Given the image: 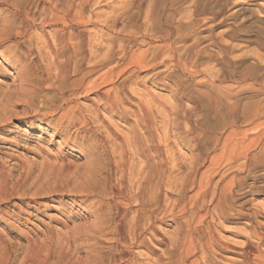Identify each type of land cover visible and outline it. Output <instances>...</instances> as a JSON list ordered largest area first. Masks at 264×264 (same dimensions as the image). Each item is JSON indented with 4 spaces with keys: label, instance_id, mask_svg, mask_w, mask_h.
<instances>
[{
    "label": "bare ground",
    "instance_id": "6f19581e",
    "mask_svg": "<svg viewBox=\"0 0 264 264\" xmlns=\"http://www.w3.org/2000/svg\"><path fill=\"white\" fill-rule=\"evenodd\" d=\"M22 1L12 0L17 12ZM92 1L53 0L54 4L48 10L49 20L44 22L53 25L46 35L45 45L54 47L52 61L47 64L48 69L54 68V72L46 71V77L41 81L53 79L50 86L56 92L50 104L55 106L58 114L54 116V112L48 114L40 110L46 99H41L40 109H32L33 114L50 117L49 123L54 129L51 135L59 134L60 141L68 138L73 127L77 129V136L82 133V141L86 138L85 126L101 120L105 129L101 144L105 151L117 158L114 170L121 172L113 173L116 176L114 184L103 187L104 196L109 199L106 208L98 201L94 209L92 231L111 243L107 247L111 256L106 260L91 247L88 253L92 254L76 264H139L131 251L138 247L152 250L154 243L164 245L162 254L170 259L167 264H226L220 257L229 252L238 256L232 264H264V224L256 219L258 215L264 216V207L246 212L237 208L234 202L237 188L243 186L246 179V176L239 175V171L257 163L258 157L252 155L251 144H260L264 150L263 133L248 135L228 130L223 136L216 137L214 144L215 147L219 144L220 151L209 158L208 168L218 165L219 160L232 163L240 159L241 162L236 166L237 173L222 174L212 183L211 173H202L201 170L204 160L202 126L188 127L184 123V119L190 116L185 101H192L196 109H202L205 103L202 104V89L197 85H202V81L211 83L210 80L214 79L200 76L203 67L198 59L203 50L197 48V44L202 37L201 34L198 36L196 29L202 26V20L203 24L214 21L217 14L202 17V0H169L171 12L164 18L156 8V0L150 7L139 6L136 18L141 20L137 25L131 24L135 15L127 8L116 13L113 10L102 20L104 29L93 31L87 27L94 22L92 16L85 12ZM181 2L186 10L181 8ZM130 4V0H118L114 7L126 8ZM32 6L34 11H43L46 2L35 0ZM26 14L29 17L34 15L33 11H26ZM168 19L175 23L168 24ZM11 21L10 28L6 23L1 25L0 39L24 33L25 30L16 29L14 17ZM67 25L80 28L74 34H67L62 27ZM73 38L77 40L73 41ZM207 39L217 44L222 53H228L222 38L219 40L210 34ZM28 40L34 42V36ZM134 46L136 48L132 50ZM40 48L38 46V50ZM227 64L231 65V61ZM148 83L167 90L174 101L179 99L182 104L176 106L166 100L168 102L163 101L165 103L162 102L158 109L155 102H159V97L147 88ZM134 84L145 88L138 89ZM80 93L93 94L91 107L82 106L77 101L72 104V99ZM227 93L229 96L233 94L232 91ZM34 97L25 89L14 99L31 107ZM235 106V101L228 100L226 105L215 107L218 125L223 121L234 122L232 112ZM23 112L27 113L28 108ZM111 116L126 125V132L117 129L113 122H107ZM10 117H1L0 121H8ZM179 143L192 151L189 158L177 151ZM86 148L83 153L88 166L96 167L99 157L90 158V151L88 153ZM134 158L140 159L135 161ZM181 167L180 173H173ZM125 170L133 173H125ZM91 174L85 173L86 179L89 180ZM127 176L130 177L128 188L125 185ZM87 181L84 184L89 183ZM244 218L247 219L244 225L249 230L243 233L228 231L223 226ZM167 220L173 223L171 233L160 227ZM221 232L240 236L242 241L229 240ZM157 261L166 264L160 258ZM64 264L74 262L70 260Z\"/></svg>",
    "mask_w": 264,
    "mask_h": 264
},
{
    "label": "rangeland",
    "instance_id": "374dc122",
    "mask_svg": "<svg viewBox=\"0 0 264 264\" xmlns=\"http://www.w3.org/2000/svg\"><path fill=\"white\" fill-rule=\"evenodd\" d=\"M23 1L20 11L17 12L12 0H0V28L3 23L10 28L14 17L16 29L26 32L13 35L9 39H0V118L11 116L8 121H0V264H64L70 260L76 264L92 254L88 253L91 247L108 260L111 255L107 247L111 243L106 237L94 234L92 227L98 201L105 209L109 200L104 196L103 187L115 183L116 176L113 173H121L114 170V161L117 158L111 156L110 151H105L101 144V135H105L101 120L85 126L86 138H82V141V133L77 136L76 127L70 130L65 141H60L62 137L59 134L51 135L54 129L49 123L50 117L33 114L32 109H40L41 99H46L41 111L48 114L54 112V116L58 114L55 106L50 104L56 92L50 86L53 79L41 81L46 77V71L54 72L53 67H47L52 61L54 47L45 45L46 35L53 25L44 22L49 20L48 10L54 2L42 0L46 2L43 12L40 9L34 11L32 3L35 0ZM96 1L93 0L85 11L92 16L94 22L87 27L93 31L104 29L102 20L107 15L110 16L113 10L116 13L127 8L135 15L131 24L137 25L141 20L136 18L139 6L150 7L156 0H130L128 7L119 9L114 7L118 0ZM156 4L159 13L164 18L167 17L171 12L169 0H158ZM180 4L181 8L187 9L185 4ZM202 10V17L217 14L214 21L205 25L202 20V26L196 29L198 36L201 34L202 37L200 44H197V48L203 50L198 59L203 67L200 76L214 79L210 80L212 84L202 81V85H197L202 89V104L205 103L202 109H196L192 101H185V108H188L190 116L184 119V123L188 127L197 124L202 126L204 160L202 159L201 170L202 173H211L214 183L222 174L237 173L236 166L241 162L240 159L232 163L219 160L218 165L208 168L209 158L220 151L219 144L216 147L214 144L216 137L223 136L228 130L248 135L263 133L264 137V0H202ZM26 11H33L34 15L29 17ZM124 22L128 24L126 20ZM170 22L168 19V24L175 23ZM62 27L67 34H74L80 28L76 25ZM210 34L223 39L221 41L227 45L228 53H222L217 44L207 39ZM30 36H34V42L28 40ZM76 40L73 38V41ZM38 46L41 47L40 50ZM135 48L136 46L132 47V50ZM229 61L231 65L227 64ZM146 86L158 95L159 102H155L158 109L163 101L168 102L166 100L176 106L182 104L179 99L174 101L167 90L153 87L150 83ZM134 87L145 88L139 84ZM25 89L27 94L35 96L31 107H26L14 99ZM230 91L233 93L231 96L227 93ZM91 97L93 94L80 93L72 99V104L77 101L82 106L91 107ZM228 100L236 102L232 112L235 115L234 122L228 124L223 121L218 125L215 107L226 105ZM206 104L208 108H205ZM25 108H28L27 113L23 112ZM108 121L113 122L121 132H126V125L116 116H111ZM111 140L116 142L114 137ZM110 145L109 143L108 148ZM86 147L88 153L90 151V158L99 157V165H95L96 167L88 166L87 157L83 153ZM176 148L187 158L192 154L182 143ZM250 150L252 155L258 157L257 163L254 167L239 171V175L246 176V179L243 186H237L234 199L236 207L246 212L251 209L253 211L256 207H264V150L257 143H252ZM139 159L134 158L135 161ZM182 169L181 167L173 173H180ZM85 173H92V178L90 175V179H86ZM85 180L89 183L84 184ZM61 183L63 184L60 185ZM129 184L130 177L127 176V188ZM256 219L264 224V216L258 215ZM246 220L237 219L223 226L228 231L238 230L235 232L241 233L249 230L244 225ZM160 227L169 233L173 231V223L169 220L160 224ZM221 234L229 240L242 241V237L232 233ZM153 245V252L144 247L134 248L131 252L137 256L136 262L159 264L157 259L160 258V261L169 263L170 259L162 254L164 245ZM237 257L236 253L229 252L223 253L220 259L223 263L232 264V260H237Z\"/></svg>",
    "mask_w": 264,
    "mask_h": 264
}]
</instances>
